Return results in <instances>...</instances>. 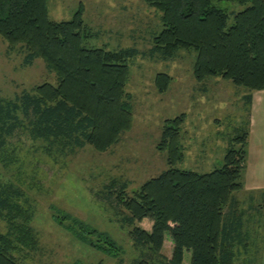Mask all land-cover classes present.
<instances>
[{"label":"trees","instance_id":"16d2710c","mask_svg":"<svg viewBox=\"0 0 264 264\" xmlns=\"http://www.w3.org/2000/svg\"><path fill=\"white\" fill-rule=\"evenodd\" d=\"M214 1L144 0L159 12L162 25L148 53L165 60L179 49L194 50L196 80L221 77L248 92L264 89V0H226L242 5L240 10L218 7ZM92 34L83 8L68 20H55L46 0H0L5 54L23 55L27 64L40 58L55 76V83L0 96V264H35L41 249L31 191L37 172L28 176V155L22 158L15 152L21 137L31 140L34 152L56 163L88 145L107 150L133 126V96L126 84L129 61L139 50L87 47L84 41ZM170 82L165 72L153 78L159 93ZM245 96L248 102L251 94ZM183 115L165 119L156 144L165 153L166 169L134 190L124 179L111 178L95 194L111 210V219L126 229L133 264H182L184 250L191 252L189 264H235L237 255L224 232L236 230L240 222L227 224L224 210L242 186L248 129L237 127L221 163L199 173L175 167L183 156ZM50 207L51 219L75 241L118 261L127 253L108 231ZM145 218L151 222L149 230L139 225ZM165 232L172 242L169 257L162 252Z\"/></svg>","mask_w":264,"mask_h":264},{"label":"rangeland","instance_id":"374dc122","mask_svg":"<svg viewBox=\"0 0 264 264\" xmlns=\"http://www.w3.org/2000/svg\"><path fill=\"white\" fill-rule=\"evenodd\" d=\"M46 1L49 17L55 20H68L77 9L83 8V20L93 32L84 41L85 46L133 47L139 53L129 61L126 84L133 96V126L119 142L104 151L88 145L76 156L56 163L34 152L31 140L25 136L16 145V153L22 158L28 155L25 173L29 176L37 172V182L31 185V191L36 202L34 224L41 233V249L33 263L88 264L101 259L102 264H133L126 229L111 219V210L96 194L111 178L124 179L129 190H134L144 180L167 168L165 153L156 149L165 119L184 114L180 123L183 156L175 167L199 173L219 165L237 127H247L241 182L245 187L264 182L258 164L263 139L259 141L256 135L259 126L254 124L261 119L255 113L252 100L256 91L248 92L221 77L196 80L193 76L194 50L179 49L171 59L152 57L148 53L153 44L152 36L162 25L159 12L147 6L144 0ZM214 4L228 10L243 8L226 0H215ZM231 22L229 19L228 24ZM117 27L124 29L126 35L120 36ZM4 50L5 43L0 37V96L14 97L45 81L55 83L54 74L45 68L40 58L27 64L23 55L7 56ZM157 72L171 76L168 89L160 93L153 83ZM248 94L251 97L247 102L245 95ZM244 192L235 193L242 198ZM258 192L262 191L253 190V193ZM259 198L264 200L262 195ZM260 199L251 202L261 210L253 215L257 223L249 226L257 231L264 229V202ZM51 205L77 216L91 227L108 231L116 243H121L127 250L126 256L118 261L75 241L51 219ZM139 225L149 230L151 222L145 218ZM164 240L162 252L170 256L172 244L168 232H165ZM183 256L182 264H189L190 251L184 250Z\"/></svg>","mask_w":264,"mask_h":264},{"label":"crops","instance_id":"0c3cea01","mask_svg":"<svg viewBox=\"0 0 264 264\" xmlns=\"http://www.w3.org/2000/svg\"><path fill=\"white\" fill-rule=\"evenodd\" d=\"M230 9L235 10L234 7ZM117 33H119L120 36L126 35L125 30L120 28ZM257 91L256 93H253L252 100L255 105V113L261 116L258 123L254 121V124H258L259 126L256 132V135L258 134L259 141L263 139V146H261L262 151H259L262 155L258 164L259 173L264 175V89ZM254 105L252 104V107ZM253 190H261L262 192L253 193ZM239 191H245L242 193V198H238L237 193H235ZM259 195H262V198H264V182L252 183L248 187H245V184H242L241 188L232 193L233 201L231 205L226 207L224 210L227 224L230 225L236 220L240 222L236 230H227L224 232L227 241L230 243L229 249H232L237 255L234 259L235 264H264V229L257 231L256 229L254 230L249 227L250 224L257 223L253 215L256 212L261 211L260 209V211L257 210L256 205H251L253 200L260 199ZM261 201L264 202L263 199ZM170 244H172L171 239ZM164 246L165 240L163 241V248ZM170 253L171 250L169 254Z\"/></svg>","mask_w":264,"mask_h":264}]
</instances>
